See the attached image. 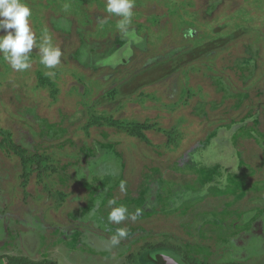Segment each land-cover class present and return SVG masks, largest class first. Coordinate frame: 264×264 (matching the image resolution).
Listing matches in <instances>:
<instances>
[{
    "label": "rangeland",
    "instance_id": "obj_1",
    "mask_svg": "<svg viewBox=\"0 0 264 264\" xmlns=\"http://www.w3.org/2000/svg\"><path fill=\"white\" fill-rule=\"evenodd\" d=\"M22 2L62 56L0 54V256L264 264V0H135L134 40L106 0ZM120 205L143 215L109 223Z\"/></svg>",
    "mask_w": 264,
    "mask_h": 264
},
{
    "label": "clouds",
    "instance_id": "obj_2",
    "mask_svg": "<svg viewBox=\"0 0 264 264\" xmlns=\"http://www.w3.org/2000/svg\"><path fill=\"white\" fill-rule=\"evenodd\" d=\"M135 0H106L105 11L118 17L117 30L123 37H131L133 40L134 30L130 31L133 20V8ZM32 10L22 0H0V54L14 71L23 72L31 68L30 53L34 47L38 50L40 64L46 69H53L61 63L62 51L52 43V38L45 30L39 44L36 43V35L30 27L29 18ZM125 182L120 183V191L126 192ZM109 206L115 205V200L108 201ZM143 215V209L136 208L135 212L129 213L124 205L113 207L108 214V222L120 224L130 218L135 221ZM125 228H117L115 235L111 237V244L116 246L121 239L127 238Z\"/></svg>",
    "mask_w": 264,
    "mask_h": 264
},
{
    "label": "trees",
    "instance_id": "obj_3",
    "mask_svg": "<svg viewBox=\"0 0 264 264\" xmlns=\"http://www.w3.org/2000/svg\"><path fill=\"white\" fill-rule=\"evenodd\" d=\"M103 121H106V124L108 126L121 127L123 125L121 119H115V118L110 117V116L109 117H106V116L105 117H102V116L95 117L93 125L95 124L97 126H100V125H102ZM153 126H155L154 123L150 124L148 127L152 128ZM136 128H146L145 123L136 124ZM127 130L132 135L139 136V138L142 139V137L140 135H138V133L136 132L135 129H127ZM142 130H144V129H142ZM170 134H171V132H167V141L165 142L166 147L173 146L176 143L174 141L175 140L174 137H171ZM142 140H144V139H142ZM147 143H149V141H147ZM162 248H164V246L159 245V246L153 247L152 250H157L156 252H158L159 250H162ZM140 260H141L140 262L145 263V264H160V263L156 262L155 260H153L149 253L142 255ZM183 260L187 264H200L197 261H194V260L189 259L187 257H185ZM0 264H57V262L52 261V260L37 262V261L31 260L25 256L14 255V256H0Z\"/></svg>",
    "mask_w": 264,
    "mask_h": 264
},
{
    "label": "water",
    "instance_id": "obj_4",
    "mask_svg": "<svg viewBox=\"0 0 264 264\" xmlns=\"http://www.w3.org/2000/svg\"><path fill=\"white\" fill-rule=\"evenodd\" d=\"M151 258L160 264H187L169 251H158L151 254Z\"/></svg>",
    "mask_w": 264,
    "mask_h": 264
}]
</instances>
